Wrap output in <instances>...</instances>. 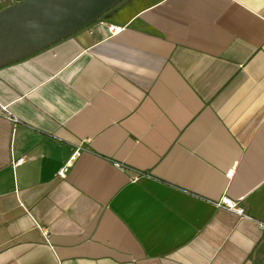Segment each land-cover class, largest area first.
I'll use <instances>...</instances> for the list:
<instances>
[{
	"label": "crops",
	"instance_id": "obj_1",
	"mask_svg": "<svg viewBox=\"0 0 264 264\" xmlns=\"http://www.w3.org/2000/svg\"><path fill=\"white\" fill-rule=\"evenodd\" d=\"M0 106V264H264V0H124Z\"/></svg>",
	"mask_w": 264,
	"mask_h": 264
},
{
	"label": "water",
	"instance_id": "obj_2",
	"mask_svg": "<svg viewBox=\"0 0 264 264\" xmlns=\"http://www.w3.org/2000/svg\"><path fill=\"white\" fill-rule=\"evenodd\" d=\"M124 0H22L0 9V67L98 21Z\"/></svg>",
	"mask_w": 264,
	"mask_h": 264
},
{
	"label": "built area",
	"instance_id": "obj_3",
	"mask_svg": "<svg viewBox=\"0 0 264 264\" xmlns=\"http://www.w3.org/2000/svg\"><path fill=\"white\" fill-rule=\"evenodd\" d=\"M113 28H114L113 26H110V27H109V29H110L111 31L113 30ZM0 108H1L3 111H5V106H0ZM6 115H7V117H9V118H10L11 120H13V121H16V120H17L15 117L11 116L10 113H8V112H7ZM78 151H79V148H77V149L74 151V153H73V155H72L71 158H73L74 155H76ZM23 162H24V158H23V157H20V158L16 159L15 161H13L12 164H13V166H17V165H19V164H21V163H23ZM116 166L119 167V168H121V169L124 168V165L119 164V163H116ZM65 171H66V167H63V168H61V169L59 170L58 174H59L60 176L64 177V176H65ZM232 174H233V169H230V170L227 172V176H228V177H231ZM215 205H216L217 207H222V208H226V209H229V210H233V211H235V212H237V213H239V214H243V213H244V209H243V207H240V206L238 205V201H234V200H232V199H230V198H228V197H226V196L221 197V198L215 203Z\"/></svg>",
	"mask_w": 264,
	"mask_h": 264
}]
</instances>
